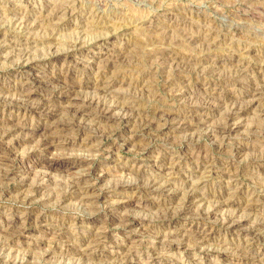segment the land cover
<instances>
[{
  "label": "rangeland",
  "instance_id": "obj_1",
  "mask_svg": "<svg viewBox=\"0 0 264 264\" xmlns=\"http://www.w3.org/2000/svg\"><path fill=\"white\" fill-rule=\"evenodd\" d=\"M75 84L100 104L74 120ZM50 105L65 112L32 110ZM110 107L132 121L101 120ZM189 191L206 201L180 213ZM263 198L264 0H0V264H264Z\"/></svg>",
  "mask_w": 264,
  "mask_h": 264
},
{
  "label": "bare ground",
  "instance_id": "obj_2",
  "mask_svg": "<svg viewBox=\"0 0 264 264\" xmlns=\"http://www.w3.org/2000/svg\"><path fill=\"white\" fill-rule=\"evenodd\" d=\"M69 9V8H68ZM66 13V12H65ZM238 75V74H237ZM72 84V83H71ZM103 84V83H102ZM112 83L111 81L110 82H106V84H104L103 86H101V89L100 90H103V91H107V89H109L111 86H112ZM76 87V84L75 85H70L64 89L67 90L66 94L67 96L66 97H63L66 99V103L68 104V107H67V114L70 113V115L72 114L73 115V118L72 119H77V118H83V117H87L88 115H90V111L91 109H93L95 106H98L100 104V102H92V101H82L80 99H78L76 97V95L78 96V94H76L77 92H75L73 89ZM256 87V86H255ZM58 88V87H57ZM102 91V92H103ZM263 91V90H262ZM58 92H60L61 94H63L64 92H62L61 90H59ZM236 94V93H235ZM261 96V93L258 94L256 93V95L254 94V96ZM256 100H259V98H256ZM227 101V100H226ZM184 102V101H183ZM253 103V102H252ZM232 105V104H231ZM27 106V105H25ZM30 106V105H29ZM41 106V105H39ZM35 107V108H32L33 112H37L41 115V116H45L47 119L54 115V114H57V112H59L60 110H63V108H60V107H55V106H45V107ZM62 106V105H61ZM32 107V106H31ZM248 106H239L238 104L236 103H233V106H232V109L230 110L228 116H227V125L225 127H223L222 131H221V135H220V138L222 141H224L226 138H228L232 131L238 126V123L239 121L242 119L241 116L243 114V112L247 109ZM27 108V107H26ZM30 108V107H28ZM111 108L113 107H110V108H103V112H102V115H101V120L102 119H111L113 118L115 121H122L124 123H129L132 121V117H128L127 116H124V115H115V116H112L110 115L111 113ZM231 108V107H230ZM66 109V108H65ZM191 109V108H190ZM31 110V108H30ZM64 111V110H63ZM65 112V111H64ZM100 112V113H101ZM127 112V111H126ZM98 113V112H97ZM66 115V114H65ZM205 115V114H204ZM64 116V115H63ZM130 116V115H129ZM192 117V116H191ZM142 118V117H141ZM195 118V117H194ZM204 118V117H203ZM241 118V119H240ZM171 119V118H170ZM206 119V118H205ZM73 120V121H74ZM181 120V119H180ZM192 120V119H191ZM189 118L186 117V119H183L182 121H179V124L181 125L177 130H186V131H193L194 127H195V124L199 122L197 121H194V119L191 121ZM198 120V119H197ZM202 120V119H201ZM201 120H199L201 122ZM203 122V121H202ZM201 122V123H202ZM225 123V122H224ZM64 125V124H63ZM72 125V124H71ZM203 125L207 126L208 127V123L204 124ZM66 128L65 129H69V125L65 124L64 125ZM206 127V128H207ZM64 130V129H62ZM77 130V129H76ZM213 131V130H212ZM214 132V131H213ZM219 132V131H218ZM214 134V133H213ZM218 134V133H216ZM51 135H46L45 138L41 139L40 142H39V148H44V149H47L49 147H52V144L53 142H51L52 139H48ZM91 137V136H90ZM216 137V136H215ZM88 140H91L88 139ZM53 141V140H52ZM40 151V150H39ZM240 154V153H239ZM2 160V159H1ZM4 161H7V160H4ZM68 166H70L71 168H75L78 163L76 164H72L70 162H68L67 164ZM176 167V166H175ZM9 170V169H8ZM8 170H5L3 171L4 173L2 174V178H10L12 176V173L11 171H8ZM211 174V173H210ZM78 181L77 184L75 185L74 189L76 190L75 192V195L79 196L80 199H89L88 196H86V193H87V190H89L88 188L90 187L89 185L85 184L83 185V178L82 176L80 178L77 179ZM37 183V182H36ZM150 184H151V188H155L156 190H160V188H164V187H167V185H165L164 187L163 186H158L159 182L156 180V178L153 176L151 178V181H150ZM41 186L38 185V188ZM170 189V188H168ZM189 189V188H188ZM173 191V190H172ZM171 191V192H172ZM107 194H102L101 196H98L97 198L98 199H104L106 200L107 198H109V196H106ZM172 195V194H171ZM199 196L196 195L195 191H189L187 194H186V197L184 199V203H182L181 207L179 208V212L180 213H185L188 211V209L191 207V205L196 201V200H199L198 199ZM173 199V198H172ZM213 199V198H212ZM218 200H220V197L217 198ZM264 199V198H263ZM108 200V199H107ZM206 199L205 198H201L199 200V202L202 204V202H205ZM105 203V202H104ZM106 204V203H105ZM108 204H109V208H110V211H109V219L110 220H114L117 218V215L114 213L113 209L114 207L116 206V203H113V202H109L108 201ZM213 204V203H212ZM179 205V204H178ZM222 205H229L228 203H226V201L224 202H215V206L211 208V206L209 205V207H202V209L200 208L197 212L198 216L200 219L202 220H210L211 218H213V215L217 214V211L219 209L220 206ZM194 206V205H192ZM195 208V207H194ZM199 208V206H198ZM198 218V219H199ZM225 219V218H224ZM127 221V220H126ZM260 224L262 223H255L252 227L253 229V238L255 240H259L260 239V236L261 235H264L262 233H264L263 230H261V227H260ZM126 225V224H125ZM130 224H128V227H129ZM224 226L227 227V229L229 230H235V229H242L244 228L243 224H242V221H239V220H232L231 217H226L225 219V222H224ZM131 227V226H130ZM104 232H101L99 233L97 239L95 240V243L96 245H100L103 241H102V238L105 237L104 235ZM251 234V233H250ZM197 236V235H196ZM262 239V238H261ZM207 240V236H205L204 234H201L199 235L198 234V237L195 238V246H196V249L199 250L200 252H206L208 251V248H206L205 246V243ZM94 243V244H95ZM75 251L77 252L76 254L78 255H81L82 257L79 258V260H81L85 254H86V249L85 250H81V249H76L75 248ZM73 253H75L73 251ZM259 260L261 259H258V260H255V262H258Z\"/></svg>",
  "mask_w": 264,
  "mask_h": 264
}]
</instances>
